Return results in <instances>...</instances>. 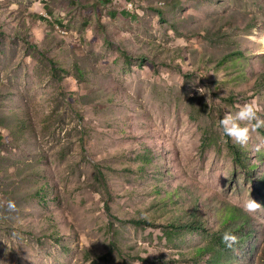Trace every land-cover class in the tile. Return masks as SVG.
<instances>
[{"label": "rangeland", "instance_id": "1", "mask_svg": "<svg viewBox=\"0 0 264 264\" xmlns=\"http://www.w3.org/2000/svg\"><path fill=\"white\" fill-rule=\"evenodd\" d=\"M254 28L264 0H0V264H194L230 208L264 264V134L241 167L219 127L264 106Z\"/></svg>", "mask_w": 264, "mask_h": 264}, {"label": "clouds", "instance_id": "2", "mask_svg": "<svg viewBox=\"0 0 264 264\" xmlns=\"http://www.w3.org/2000/svg\"><path fill=\"white\" fill-rule=\"evenodd\" d=\"M246 38L259 45L258 51L264 54V32L254 28L252 34ZM219 127L225 137L230 138L234 144L246 148L253 136L258 137L259 130L264 128V106L260 104L259 97H253L242 104H237L235 111H226L219 120ZM262 147H264V139L255 145V151L259 152ZM6 207L9 212H15V201L8 200ZM261 207L262 205L252 198L242 204V209L250 214L257 212ZM222 241L231 248L239 242V238L230 231H225Z\"/></svg>", "mask_w": 264, "mask_h": 264}, {"label": "trees", "instance_id": "3", "mask_svg": "<svg viewBox=\"0 0 264 264\" xmlns=\"http://www.w3.org/2000/svg\"><path fill=\"white\" fill-rule=\"evenodd\" d=\"M225 57L222 61L226 60ZM55 66V65H54ZM59 70V69H58ZM264 134V128L259 130ZM230 149L234 155L235 162L238 163L241 167H247L245 162L246 159V148H242L239 145L231 144ZM255 165L249 166V170L254 169ZM264 185V181L258 180V186L261 187ZM39 198L42 202H44V194L43 192H39ZM228 210V209H227ZM241 217L237 214L236 209L230 208L228 211L225 212L223 220L220 224V228L212 232L213 235V243H209L206 246L197 249L192 258L194 259V264H200V259L208 256L206 264H234L233 262V254L234 250L239 248L240 243L244 240L249 238L250 232L245 228L247 226V222H244L240 225H236L235 223ZM137 227H145V226H154L155 224L148 221H133ZM193 225V229H198L200 225L196 222L191 224ZM170 227V225H168ZM186 227V226H185ZM190 227V226H189ZM202 227V226H201ZM176 230L166 231V237L169 240L175 236L174 232ZM225 231H230L233 234H237L239 238V242L234 244L231 248H229L223 241L222 236Z\"/></svg>", "mask_w": 264, "mask_h": 264}]
</instances>
